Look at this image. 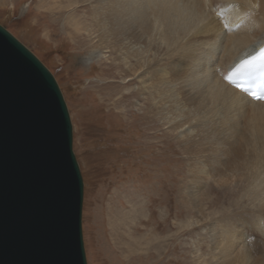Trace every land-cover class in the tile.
I'll return each mask as SVG.
<instances>
[{
  "label": "bare ground",
  "instance_id": "bare-ground-1",
  "mask_svg": "<svg viewBox=\"0 0 264 264\" xmlns=\"http://www.w3.org/2000/svg\"><path fill=\"white\" fill-rule=\"evenodd\" d=\"M78 7L92 11L91 62L107 57L115 76L124 72L128 127L139 122L150 135L159 121L153 145L183 155L176 185L188 186L206 241L193 239L192 264H264V102L225 83L220 69L264 42V0H80Z\"/></svg>",
  "mask_w": 264,
  "mask_h": 264
},
{
  "label": "rangeland",
  "instance_id": "rangeland-1",
  "mask_svg": "<svg viewBox=\"0 0 264 264\" xmlns=\"http://www.w3.org/2000/svg\"><path fill=\"white\" fill-rule=\"evenodd\" d=\"M79 1L0 0V25L52 72L67 104L83 180L87 264H192L193 239L206 241L187 204L188 186L176 185L181 175L174 166L183 155L174 145L167 153L153 145L159 121L150 135L139 122L128 127L125 75L115 76L107 57L80 65L98 43L91 8L79 9ZM132 109L138 112L135 101Z\"/></svg>",
  "mask_w": 264,
  "mask_h": 264
},
{
  "label": "water",
  "instance_id": "water-1",
  "mask_svg": "<svg viewBox=\"0 0 264 264\" xmlns=\"http://www.w3.org/2000/svg\"><path fill=\"white\" fill-rule=\"evenodd\" d=\"M54 117L52 132L67 151L78 197L53 173L34 178L32 169L44 175L34 160L31 172H25L31 182L21 178L31 190L11 198L0 190V264H87L80 217L83 183L67 104L52 72L0 25V171L6 157L16 159L21 134L33 130L46 138ZM69 207L78 214L69 215Z\"/></svg>",
  "mask_w": 264,
  "mask_h": 264
},
{
  "label": "clouds",
  "instance_id": "clouds-1",
  "mask_svg": "<svg viewBox=\"0 0 264 264\" xmlns=\"http://www.w3.org/2000/svg\"><path fill=\"white\" fill-rule=\"evenodd\" d=\"M69 118H70V114H69ZM48 142L50 144L46 145L45 149L42 152V156L37 158L38 164L44 167V169L47 171V174L53 173L57 178L66 180L67 182H70L69 179H72L73 182L72 186L74 188L77 185V179L75 177L73 167L71 165V162L69 160L64 145L58 142L56 135H49ZM72 145H73V137H72ZM38 150H41V147L38 145L37 141L36 140L31 141V143L20 153L17 162L9 163L7 167L3 170V172L0 173V190L1 191L5 190L9 192V195L7 196L8 198H11L14 192L19 191V189H16V186H18V184L16 183L18 176L17 173H21V171L25 167V163L27 159L35 155V153ZM69 215H72L71 212H69Z\"/></svg>",
  "mask_w": 264,
  "mask_h": 264
},
{
  "label": "snow or ice",
  "instance_id": "snow-or-ice-1",
  "mask_svg": "<svg viewBox=\"0 0 264 264\" xmlns=\"http://www.w3.org/2000/svg\"><path fill=\"white\" fill-rule=\"evenodd\" d=\"M260 59H264V49L261 50V57H259ZM256 58H253V60ZM253 60H249V61H245L242 62L241 66L239 69H237L238 72H240L241 74L250 72L252 70H254L256 68V65L253 63ZM261 70L264 71V65L260 66ZM245 91H247V89H245ZM253 95L255 96V98L257 99H262L264 97L261 96H256L255 93H253Z\"/></svg>",
  "mask_w": 264,
  "mask_h": 264
}]
</instances>
